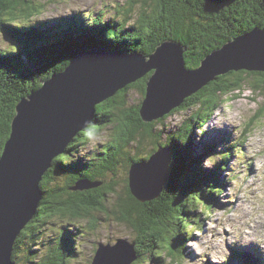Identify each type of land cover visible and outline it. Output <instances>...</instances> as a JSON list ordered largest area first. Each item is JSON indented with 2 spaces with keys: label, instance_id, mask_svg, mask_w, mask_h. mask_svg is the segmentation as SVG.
<instances>
[{
  "label": "trees",
  "instance_id": "trees-1",
  "mask_svg": "<svg viewBox=\"0 0 264 264\" xmlns=\"http://www.w3.org/2000/svg\"><path fill=\"white\" fill-rule=\"evenodd\" d=\"M151 2L153 8L151 10L143 8L133 24H129V15L123 21L112 19L106 23H101L97 17L92 22L94 25H90L85 18L86 24L73 25L74 22H68L66 27L57 29L56 26L52 27L45 23L15 25L16 14L20 13L28 20L32 16L34 5L29 0H0V31L2 30L8 41L17 42L24 47L18 51H0V155L10 134L16 104L37 89L42 81L62 71L75 56L95 45L105 47L109 53L140 52L148 57L162 42L174 41L184 49L185 68L195 70L205 60L204 57L223 44L254 29L264 27V0H151ZM9 22L13 24L8 25ZM67 29H72L70 34L75 35L74 39L69 40L64 37ZM246 74L247 72L244 71L232 72L224 76L229 78L228 81L221 83L222 77H220L204 87V93L208 94L207 102L215 104L212 112L217 109L220 96L241 90L247 80ZM149 75L118 91L114 98L97 105L90 128L86 127L79 132L65 151L53 159L51 169L41 182L44 197L38 205V213L19 236L15 244L16 250L22 243L25 233L30 231L29 240L32 246L30 251L35 253L33 248L40 237L33 232V223L43 215L50 217L56 214H68L74 220L87 218L90 223L89 231L92 232L98 228V220L91 219L88 214L96 212L110 213L116 221L135 233L133 243H135L137 259L131 264H143L144 260L152 261L150 259L160 261L163 256H168L169 261L174 263L180 259L181 249L174 245L177 234L174 236V229L170 231L169 223L175 224L177 227L174 228L179 232L182 227L183 229L186 227L185 219L189 216L191 212L189 209L192 208L194 201L207 205L209 197L214 192L209 189L205 198L204 190L208 189L207 187L220 189V184L215 180L216 170L211 172V176L203 175L200 168L202 157L194 162L191 154L185 151L187 147L181 149L171 144L169 138L164 146L159 143L156 146L157 149L169 147L173 163L170 165V179L158 199L148 203L137 202L130 193L127 183L124 193L117 194V185L109 177L110 173L116 175L120 158L128 172L131 163L145 161L157 151L156 148L152 149L141 158H131L125 154L126 148L132 145L138 148L145 138L153 137L154 124L144 123L139 116L141 103L135 107H126V96L130 90H137L142 96V101L144 100L146 81L152 74ZM250 76L258 79L260 76L264 77V74L249 73L248 77ZM261 82L264 85V78ZM253 89L256 90L258 87L254 86ZM202 93L203 90L199 95ZM199 95L198 93L194 95L195 100L190 97L184 106L171 113L195 108L198 106ZM199 109L176 133L177 140L180 141L179 138L186 140L197 126L200 129L203 126L202 117L205 121L210 120L212 114L205 112L200 114L202 110L200 112ZM119 113L121 118H118ZM168 117H164L160 122ZM117 119L120 123L116 131H121L114 134L113 140L104 145L100 153L96 152L93 155L99 158L98 160L86 159L79 155L80 149L86 146L85 133L113 125ZM208 150L209 148L206 151ZM181 163L184 165L181 166ZM57 174L66 175L69 183L82 180L100 183V186L73 194L67 185L58 187L54 184V176ZM189 178L197 180L199 186L191 183ZM125 180L128 182V177ZM174 186H177V189H174L175 195L172 196L170 192ZM188 187L196 188V192L193 195V203L188 208V215H184L187 212L183 203L190 200L186 193ZM111 195L117 198L114 204L111 203L108 207ZM170 232H172L173 244L168 246L169 251L164 254L161 250L164 234L168 235ZM116 242L114 241V244ZM64 249L68 250L65 241L64 246L61 243L52 250L53 254L52 251L50 252L48 261L44 260L46 263L39 261L34 264H64L69 261L72 254L64 253ZM154 249L160 251L154 252ZM255 253L257 252H253L252 255L257 256ZM248 257L252 260L250 255Z\"/></svg>",
  "mask_w": 264,
  "mask_h": 264
},
{
  "label": "rangeland",
  "instance_id": "rangeland-1",
  "mask_svg": "<svg viewBox=\"0 0 264 264\" xmlns=\"http://www.w3.org/2000/svg\"><path fill=\"white\" fill-rule=\"evenodd\" d=\"M29 1L34 5L32 16L27 20L20 13L19 15L17 13L15 25H36L44 22L52 27L56 26L58 29L62 28V26L66 27L68 22H74L73 25L86 24L85 18L90 20L89 24L91 25L95 17H98L101 23H106L112 19L123 21L128 18V15L130 19L129 24H133L138 19L143 8H147L148 10L153 8L151 0ZM81 20L82 22H80ZM72 29L66 30L65 38L69 40L74 39L75 35L70 34ZM229 42L231 41L227 43ZM22 48H24L22 44L8 41L2 30L0 31V51H18ZM140 55L147 57L141 53ZM69 65L70 63L62 71L54 73L47 80L42 81L39 87L34 89L29 95L36 94L39 89L47 86L52 76L65 73ZM117 70H120V64H107L106 72L102 77L104 78V83H108L109 85L116 83L118 85L119 77L121 76L116 74ZM244 72L246 73V71ZM259 73L264 74V71H260ZM248 74L247 72L245 75L247 80L240 91L227 96H220L218 107L213 112L215 104L207 102L208 94L204 93L205 88H203L197 92L199 95V92L203 90V93L198 97V106L188 111L182 109L181 111L171 113L172 110L161 119L151 121L154 124L153 137L145 138L138 148H135V145L126 148L125 154L127 156L141 158L142 155L155 149L157 143L164 146L163 144L171 138V144H175L181 149L187 147L185 151L191 154L194 162L197 158L202 157L200 168L203 175L211 176V172L216 170L215 180L217 184H220V189L207 187L208 189L204 190L203 196L205 198L209 189L211 192H214L209 197L207 205L194 201L192 208L189 209L191 212H189V216L185 219L186 227L184 229L182 227L177 232L176 228H174L177 226L169 223L171 226L170 231L174 229V236L177 234L174 245L181 249L182 256L180 259L174 263L173 261H169L170 258L168 256H163L160 261L157 259H150L152 261L144 260L143 264H229V262L230 264H264V85L261 82L264 77L260 76L256 79L254 76L248 77ZM122 76L124 75L122 74ZM228 80L229 78H223L221 83ZM101 85L100 83L99 86ZM254 86H257L258 89L254 90ZM108 91L110 89L105 90V93ZM194 95L190 96L193 100L196 99ZM114 97L112 96L107 100ZM190 97H185L181 107L186 104V100ZM139 103H142L140 93L137 90H130L126 96V107H135ZM200 107L201 109H199ZM198 109L200 112L202 110L200 114L203 112L210 113L212 117L209 121H205L202 117L203 126L200 129L197 126L186 140L182 138H179L180 141L177 140V137H175L176 133ZM167 116H169L167 119L160 122V120ZM118 118H121V113L118 114ZM198 122L200 124V121ZM119 123L117 119L113 125H108L98 131L92 130L85 133L87 135L86 146L80 149L79 155L86 159L94 158V160H98L99 158H95L93 155L96 152L100 153L102 151L100 149H104L103 146L113 140L114 134L121 131H116ZM208 148L209 150L206 151ZM210 149H212L211 152ZM169 155L171 157V149ZM172 164L171 157L170 165ZM182 165L184 164L181 163ZM49 170L45 173L44 177L48 174ZM128 173L129 170L128 172L125 170L120 158L116 168V175L114 173L109 174L110 180H113L117 185V194L124 193L126 183L130 191L129 182L125 180L128 177ZM168 173L170 179V167ZM189 180L191 183L199 186L197 180L191 178ZM81 181L69 183L67 176L64 174L54 176L55 185L57 184L58 187L67 185L73 194L83 192L73 190L74 187L77 188L79 186L78 183ZM172 189H177V186H174ZM195 192L196 188L194 187L186 189V193L191 201L189 200L190 203L189 201L183 203L187 212L184 215H188V208L193 203L192 199ZM170 195L173 196L172 190ZM116 198L117 196L113 195L109 197L108 207L111 206V203L112 205L114 204ZM137 202L148 203L139 200ZM88 215L91 219L96 218L98 220V228L94 231L92 230V232L89 231L90 223L87 218L74 220L68 214H56L50 217H46V215L41 216L33 223V232L35 235L39 234L40 237V240L36 242L33 248V252L35 253H31L30 251L32 247L29 240L30 231L25 233L22 243L18 250H16L15 244L19 236L29 225L28 223L21 229L14 243L10 256L11 262L15 264H34L39 261L46 263L50 252L61 243L64 246L65 241L68 250L64 249V253L68 254L69 252L72 254L69 261L64 264H91L97 245L105 243L114 244V241L116 242L117 240H126L131 244L133 243L135 233L132 229L116 221L110 213L93 212ZM33 220L34 218L30 222ZM61 239L63 242H60ZM171 244H173L172 232L168 235L164 234V242L161 249L164 254L168 253V246ZM154 250V252L160 251ZM247 250L249 252H246ZM250 250L257 252V256L261 259L252 255L253 252ZM135 253H137L136 250ZM243 254L250 255L255 263L248 255L244 256ZM136 259L137 254L134 261Z\"/></svg>",
  "mask_w": 264,
  "mask_h": 264
},
{
  "label": "water",
  "instance_id": "water-1",
  "mask_svg": "<svg viewBox=\"0 0 264 264\" xmlns=\"http://www.w3.org/2000/svg\"><path fill=\"white\" fill-rule=\"evenodd\" d=\"M183 54L182 46L174 41L159 45L147 62L137 52L109 53L95 45L74 57L65 73L52 76L47 86L18 103L0 155V264H15L10 260L13 246L21 229L37 214L45 173L73 137L92 123L97 104L153 72L139 116L144 123L161 119L181 107L185 97L220 76L264 71V28L225 44L205 57L198 70L185 68ZM107 64H120L118 85L104 83ZM107 89L110 91L105 93ZM169 153V147L158 148L148 160L130 165L128 181L135 199L151 202L164 192L169 181ZM78 184L73 190L100 186L90 181ZM134 247L135 243L126 240H118L114 246L100 244L91 264H131L136 258Z\"/></svg>",
  "mask_w": 264,
  "mask_h": 264
},
{
  "label": "bare ground",
  "instance_id": "bare-ground-1",
  "mask_svg": "<svg viewBox=\"0 0 264 264\" xmlns=\"http://www.w3.org/2000/svg\"><path fill=\"white\" fill-rule=\"evenodd\" d=\"M95 18H97V17H95ZM95 18H94V19H95ZM89 21H90V20H87V22H89ZM45 22L47 23V21H45ZM41 23L43 24L44 22H41ZM11 24H13V22H9V23H8V25H11ZM45 25H46V24H45ZM263 28H264V27H263ZM252 31H253V30H252ZM252 31H251V32H252ZM249 33H250V32H249ZM247 34H248V33H247ZM241 36H243V35H241ZM239 37H240V36H239ZM236 38H238V37H236ZM236 38H235V39H236ZM233 40H234V39H233ZM231 41H232V40H231ZM226 44H227V43H226ZM160 45H161V44H160ZM224 45H225V44H224ZM150 56H151V55H150ZM150 56H149V57H150ZM75 57H76V56H75ZM149 57H147V58L143 57V58H144L145 61L147 62V61L149 60ZM202 62H203V61H202ZM202 62H201V64H202ZM201 64H200V66H199L198 68H196L195 70L200 69V68H201ZM248 73H259V72H249V71H248ZM151 76H152V75H151ZM151 76H150V77H151ZM150 77H149V78H150ZM149 78H148L147 81H146V88H147V82H148ZM210 82H211V81H210ZM128 86H129V85H128ZM126 87H127V86H126ZM124 88H125V87H124ZM146 88H145V94H146ZM122 90H123V89H122ZM120 91H121V90H120ZM72 96H73V95H72ZM215 97H216V96H215ZM145 98H146V96L144 95V98H143V99H145ZM17 105H18V104H16V106H17ZM14 116H15V115H14ZM12 121H13V119H12ZM25 136H26V135H25ZM229 144H230V143H229ZM230 145H231V144H230ZM231 146H232V145H231ZM232 147H233V146H232ZM63 152H64V151H63ZM63 152H62V153H63ZM59 155H60V154H59ZM48 168H49V167H48ZM2 194H3V193H2ZM0 195H1V194H0ZM240 247H241V246H240ZM256 255H257V253H256Z\"/></svg>",
  "mask_w": 264,
  "mask_h": 264
},
{
  "label": "flooded vegetation",
  "instance_id": "flooded-vegetation-1",
  "mask_svg": "<svg viewBox=\"0 0 264 264\" xmlns=\"http://www.w3.org/2000/svg\"><path fill=\"white\" fill-rule=\"evenodd\" d=\"M60 242H63V240L61 239Z\"/></svg>",
  "mask_w": 264,
  "mask_h": 264
}]
</instances>
